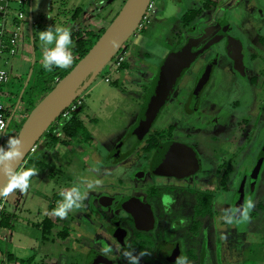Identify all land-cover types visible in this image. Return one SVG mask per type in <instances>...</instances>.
Returning <instances> with one entry per match:
<instances>
[{"label":"flooded vegetation","instance_id":"flooded-vegetation-1","mask_svg":"<svg viewBox=\"0 0 264 264\" xmlns=\"http://www.w3.org/2000/svg\"><path fill=\"white\" fill-rule=\"evenodd\" d=\"M263 30L264 0H163L153 8L137 34L156 41L143 35L138 57L150 58L151 47L167 55L189 40L198 53L147 132L139 137L135 128L145 87L129 129L92 163L99 177L111 178L90 189L94 224H86V241L73 236L79 248L71 264H127L123 252L129 246L149 253L140 264H176L178 257L189 264H236L249 254L241 222L227 224L224 216L238 207L234 198L242 181L241 208L254 202L264 166V52L251 51L254 40L264 46ZM204 70L206 81L197 90ZM254 88L263 96L262 112L249 132V117L235 114L249 109L244 107ZM254 207L264 211V199ZM109 245L113 252L102 255Z\"/></svg>","mask_w":264,"mask_h":264},{"label":"rangeland","instance_id":"rangeland-1","mask_svg":"<svg viewBox=\"0 0 264 264\" xmlns=\"http://www.w3.org/2000/svg\"><path fill=\"white\" fill-rule=\"evenodd\" d=\"M30 1L25 0L23 4H18L16 0H9L4 17L0 16V22H5L7 31L16 30L20 35L19 49L16 54L10 55L7 52L0 54V67L7 69L12 76L11 82L5 89L14 96L12 99L2 97L4 103L12 106L5 139L15 136L30 109V106L19 103L13 113L18 100L17 95L19 96L31 67L33 54L37 64L43 61L45 53L44 46L39 40V31L46 30L49 26L64 28L71 26L70 23L73 21L71 15L76 7L82 9L79 17L85 11L89 13L92 11L94 15L103 16L111 21L124 2V0H32L30 5ZM153 1L154 9L163 5V0ZM19 12L24 16L21 20L17 19ZM29 13L32 15L34 26L32 28L33 42L29 30ZM15 18L19 24L15 22ZM143 35L156 41V38L148 36L147 33ZM143 35H138L136 30L126 42L124 68L115 65L116 56H114L95 80L79 95L83 101V107L78 112V117L83 120L84 134L71 138L67 143L61 141L59 135L53 143L46 142L45 135H42L37 144L43 147L30 154L27 159L31 158L32 161L26 162V159L17 170L19 172L26 168H34L36 175L30 178V186L26 191L15 189L5 197L10 226L0 227V264H19L20 259L25 260L33 255L35 259L32 264H71L74 261L75 251L79 248L77 241L83 238L86 241V236L89 235L86 224H94L95 220L90 209L87 208L88 203L93 201L90 200L93 196L85 184L93 182L94 186L100 184L102 187L111 178V174L107 177H99L101 173L93 169L92 163L98 162L102 147L117 144L119 137H122L129 129L133 116L139 109L138 102L142 99L143 89L149 87L160 65L158 62L164 58L166 52V49L161 51L151 47L146 48L150 58L138 57L136 52L138 47H143ZM251 51L257 55L262 54L264 46L254 40ZM151 59L154 61H150ZM106 77L108 81L105 80ZM251 92V102L248 107H244L249 109H243L235 114L238 117L246 115L249 117V132L256 125L253 123L255 117L262 112L259 107L264 96H261L256 88ZM39 99L40 97L36 98V100ZM240 105H244V101ZM263 122L264 112L259 124ZM251 136L252 134L249 135V140ZM243 140H246V133ZM205 145L208 146V143L206 142ZM37 160H42L43 163L38 164ZM74 185L80 186L84 193L80 206L73 208L65 218L51 213L49 205L53 202V211L62 200V193ZM262 199H264V166L260 182L253 195L254 205ZM12 211L15 214H12ZM45 217H50L56 222L49 241L43 240L39 227V223ZM64 226L68 228L67 234L70 237L60 239L56 237V232ZM75 235L77 241H74ZM239 235L243 237V241H248L246 246H248L249 254H244L243 257L238 256L235 259L236 264H264V211L253 207L249 212V221L241 222Z\"/></svg>","mask_w":264,"mask_h":264},{"label":"water","instance_id":"water-1","mask_svg":"<svg viewBox=\"0 0 264 264\" xmlns=\"http://www.w3.org/2000/svg\"><path fill=\"white\" fill-rule=\"evenodd\" d=\"M32 1V0H31ZM30 1V5H31ZM150 0H124L121 9L108 23L104 31L100 34L95 43L87 53L80 58L72 69L59 79L54 87L44 94L25 117L20 129L14 137L21 140L23 156L19 160L11 162V168L17 171L26 161L29 150L38 143L44 132L59 117L60 113L95 80L96 76L103 70L107 63L119 52L123 51L126 42L137 30L144 12ZM31 12V8H30ZM31 40L32 35V15L28 16ZM192 40H189L178 51L169 52L156 71L149 87L144 95V102L136 124V132L141 137L147 130L156 116L159 108L169 97L175 81L180 72L192 62L198 52H192ZM35 56L28 71L26 80L18 96V100L13 109H17L25 87L30 79ZM202 73L197 82L198 90L206 81L207 73ZM80 108L76 110L79 112ZM8 119V122L10 121ZM58 130V129H57ZM42 148V145H38ZM37 148V149H38ZM9 174L0 172V189L5 190L10 180ZM1 199V197H0ZM235 204L242 207L243 204V181L234 198Z\"/></svg>","mask_w":264,"mask_h":264},{"label":"clouds","instance_id":"clouds-1","mask_svg":"<svg viewBox=\"0 0 264 264\" xmlns=\"http://www.w3.org/2000/svg\"><path fill=\"white\" fill-rule=\"evenodd\" d=\"M39 40L44 46L43 68L47 71H53L56 68H68L73 62L71 51L72 34L71 31L64 27L49 26L46 30L39 31ZM49 45H54L49 48ZM2 127V125H0ZM21 140L18 137L9 136L4 145H0V172L10 175V187L7 191L0 189V197L7 196L14 189L26 191L30 186V178L36 175L34 168H26L16 172L11 168V162L19 160L23 156L21 149ZM98 183V181H96ZM86 187L92 189L93 183H87ZM62 200L54 209V215L65 218L73 208H78L80 202L84 199V193L78 185L72 186L69 190L62 193ZM254 207L251 199L246 202V206L230 209L224 216V222L233 224L234 222H243L248 220L249 212ZM113 252L111 245L105 246L101 254L108 256ZM147 251H139L129 246V250L123 252V257L127 264H140L142 257L148 255ZM176 264H189L186 257H178Z\"/></svg>","mask_w":264,"mask_h":264},{"label":"trees","instance_id":"trees-1","mask_svg":"<svg viewBox=\"0 0 264 264\" xmlns=\"http://www.w3.org/2000/svg\"><path fill=\"white\" fill-rule=\"evenodd\" d=\"M81 11H82L81 8L76 7L73 10L71 19L76 20L79 17ZM33 27L34 26L32 25V28ZM103 31H104V28L97 32L83 30L80 33L78 30L71 31V34H72L71 51L73 54V62L68 68L62 69V68L54 67L53 71H47L43 68V62L41 64H37L36 61L34 62L30 79L28 81L27 86L25 87V90L20 100V104H26L30 106V109L27 111L28 113L34 107V105L38 102L36 98H39V97L41 98L44 94L49 92L54 87L56 82L59 79H61L66 73H68L72 69V67L75 65V63L87 53V51L95 43V41L98 39V37ZM262 41L264 42V37ZM125 65H126L125 61H123L121 65L119 66V68H124ZM82 107H83V102L80 105V110L82 109ZM84 130H85V126H84L83 121L78 117V112L72 111L69 118L62 122L58 130L55 128V124H51L49 126L50 132L46 135L49 138L48 141L53 143L54 141L57 140L58 135H59V139L62 140L60 138V133L63 136V138L71 139L79 134H84ZM30 161H32V159L28 158L26 162H30ZM39 162L40 161H38L37 163L39 164ZM52 209H53V202L49 205V211L51 212ZM55 225H56L55 220H52L50 217H45L44 219L41 220V222L39 223V227L41 228L43 240L45 241L50 240V235ZM9 226H10L9 215L5 211L0 220V227L7 228ZM68 231H69L68 228L64 226L62 229L56 232V237L60 239H64L67 237ZM52 241H54V239H52ZM34 259H35V255L28 257L25 260L20 259L19 264H32Z\"/></svg>","mask_w":264,"mask_h":264},{"label":"built area","instance_id":"built-area-1","mask_svg":"<svg viewBox=\"0 0 264 264\" xmlns=\"http://www.w3.org/2000/svg\"><path fill=\"white\" fill-rule=\"evenodd\" d=\"M18 2V4H23L25 2V0H16ZM8 4H9V0H0V16L1 18L4 17L5 12L7 11L8 8ZM153 8H154V1L150 0L148 7L146 9V11L144 12L142 19L140 21V24L137 28V31L141 28V26L145 23L148 22V19L150 17V15L153 13ZM24 16L21 12L18 13L17 19L21 20L23 19ZM15 18V22L17 24H19V21ZM4 23L0 22V54L2 52H7L10 55H14L16 54L17 50L19 49V42H20V35L16 30L13 31H7ZM125 49H126V45L123 49V51L117 53L115 56V65L116 66H120L121 63L125 60ZM12 76L11 74L8 72L7 69L0 67V125H2V127H0V145H3L7 139H5V133L7 132V127H8V117L9 114L12 110V106L8 105L7 103H4L2 100V97H9V98H13L14 96L9 93L5 87L7 84H9L11 82ZM106 81H108V78H105ZM82 99L81 98H76L74 99L59 115V117L52 123L55 124V128L59 129L60 125L62 124V122L66 119L69 118L70 114L72 111H75L80 108V105L82 104ZM37 144H35L30 150L29 153L27 155V157L34 153L37 150ZM26 157V159H27ZM17 172V171H16ZM10 187V180L8 182V184L5 187V191H7V188ZM15 190V189H14ZM5 197L3 196L0 199V220L2 218L3 213L6 211L5 208Z\"/></svg>","mask_w":264,"mask_h":264},{"label":"crops","instance_id":"crops-1","mask_svg":"<svg viewBox=\"0 0 264 264\" xmlns=\"http://www.w3.org/2000/svg\"><path fill=\"white\" fill-rule=\"evenodd\" d=\"M98 1V0H94ZM100 1V0H99ZM110 21L107 20V18L99 15H94L91 11L89 13L88 11L83 12V15L81 17H78L76 20H73L72 23H70L71 26H66L65 28L69 29L70 31H75L78 30L80 33L84 31H92V32H97L101 29H105V27L108 25ZM43 62V61H42ZM41 62V63H42ZM40 63V64H41ZM140 96V95H139ZM139 103V102H138ZM83 121V120H82ZM62 137V135H60ZM63 138V137H62ZM61 138V139H62ZM63 142H68L70 139H65L63 138ZM62 139V140H63ZM61 140V141H62ZM39 164L43 163L42 160H39ZM12 214H15L14 211L11 212ZM54 213V212H52ZM53 220V219H52ZM70 237V235L68 236ZM9 260V259H8Z\"/></svg>","mask_w":264,"mask_h":264}]
</instances>
